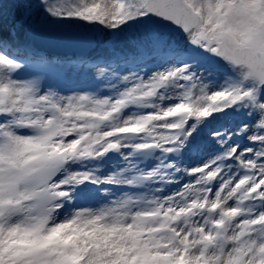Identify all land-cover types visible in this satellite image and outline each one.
I'll return each instance as SVG.
<instances>
[{
    "label": "snow or ice",
    "instance_id": "6c2138e0",
    "mask_svg": "<svg viewBox=\"0 0 264 264\" xmlns=\"http://www.w3.org/2000/svg\"><path fill=\"white\" fill-rule=\"evenodd\" d=\"M98 33L129 74L61 94ZM0 264H264V0H0Z\"/></svg>",
    "mask_w": 264,
    "mask_h": 264
},
{
    "label": "bare ground",
    "instance_id": "6f19581e",
    "mask_svg": "<svg viewBox=\"0 0 264 264\" xmlns=\"http://www.w3.org/2000/svg\"><path fill=\"white\" fill-rule=\"evenodd\" d=\"M15 16H16V10L14 8H11L10 9V19L12 17H15ZM102 36H104V33H98V39L93 41L94 45H95L94 47L96 48V50L104 49L102 46ZM116 44H117L118 48L127 47V49H128L131 47V44L127 38H118ZM128 51H130V50H128ZM128 74H129L128 72L119 73L120 76H124V75H128ZM62 94H70V92H64Z\"/></svg>",
    "mask_w": 264,
    "mask_h": 264
},
{
    "label": "water",
    "instance_id": "95a60500",
    "mask_svg": "<svg viewBox=\"0 0 264 264\" xmlns=\"http://www.w3.org/2000/svg\"><path fill=\"white\" fill-rule=\"evenodd\" d=\"M37 46L44 49H53L55 51H68L73 49V45H53L47 42H38Z\"/></svg>",
    "mask_w": 264,
    "mask_h": 264
},
{
    "label": "rangeland",
    "instance_id": "374dc122",
    "mask_svg": "<svg viewBox=\"0 0 264 264\" xmlns=\"http://www.w3.org/2000/svg\"><path fill=\"white\" fill-rule=\"evenodd\" d=\"M112 36H108V35H106V34H104V36H102V42L104 41V40H106V39H109V38H111ZM169 37L170 38H176V39H178L179 41H182V42H185L184 40H183V37H182V35L181 34H179V33H173V34H170L169 35ZM87 46H89V47H91V50H94L95 49V45H94V42H92V43H90V44H86ZM132 49V48H131ZM124 50V49H123Z\"/></svg>",
    "mask_w": 264,
    "mask_h": 264
}]
</instances>
